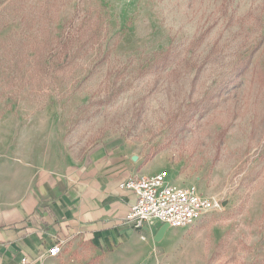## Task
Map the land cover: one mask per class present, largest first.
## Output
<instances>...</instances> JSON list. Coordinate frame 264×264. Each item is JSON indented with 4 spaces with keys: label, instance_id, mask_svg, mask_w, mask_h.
Here are the masks:
<instances>
[{
    "label": "rangeland",
    "instance_id": "1",
    "mask_svg": "<svg viewBox=\"0 0 264 264\" xmlns=\"http://www.w3.org/2000/svg\"><path fill=\"white\" fill-rule=\"evenodd\" d=\"M101 149L222 208L80 264H264V0H0V171Z\"/></svg>",
    "mask_w": 264,
    "mask_h": 264
},
{
    "label": "crops",
    "instance_id": "2",
    "mask_svg": "<svg viewBox=\"0 0 264 264\" xmlns=\"http://www.w3.org/2000/svg\"><path fill=\"white\" fill-rule=\"evenodd\" d=\"M133 157L101 149L73 171H0V264H24V259L26 264H80L88 253L151 249L150 236L161 227L137 231L126 225L136 198L120 186L132 177L154 176L163 165ZM59 243L61 256L50 258L49 250ZM90 245L95 249L87 250Z\"/></svg>",
    "mask_w": 264,
    "mask_h": 264
},
{
    "label": "built area",
    "instance_id": "3",
    "mask_svg": "<svg viewBox=\"0 0 264 264\" xmlns=\"http://www.w3.org/2000/svg\"><path fill=\"white\" fill-rule=\"evenodd\" d=\"M169 177L167 171H161L154 176L132 177L121 184L122 190L132 192L136 198L126 216V225L137 231L157 224L186 230L198 226L222 208L219 200L204 196L196 187H181L169 182ZM62 246V243L54 245L48 256L59 258ZM23 263L28 261L24 259Z\"/></svg>",
    "mask_w": 264,
    "mask_h": 264
},
{
    "label": "water",
    "instance_id": "4",
    "mask_svg": "<svg viewBox=\"0 0 264 264\" xmlns=\"http://www.w3.org/2000/svg\"><path fill=\"white\" fill-rule=\"evenodd\" d=\"M137 160H138L137 157H135L134 161H137ZM168 230H169V227L167 225L162 226L159 229V231H158V233H157V235L155 237V240L156 241H161L164 238L165 234L168 232Z\"/></svg>",
    "mask_w": 264,
    "mask_h": 264
}]
</instances>
